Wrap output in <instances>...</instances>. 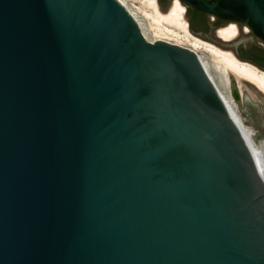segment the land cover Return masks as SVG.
<instances>
[{"label": "water", "instance_id": "water-1", "mask_svg": "<svg viewBox=\"0 0 264 264\" xmlns=\"http://www.w3.org/2000/svg\"><path fill=\"white\" fill-rule=\"evenodd\" d=\"M179 1L264 44V0ZM0 264H264V183L197 54L117 0H0Z\"/></svg>", "mask_w": 264, "mask_h": 264}, {"label": "bare ground", "instance_id": "bare-ground-1", "mask_svg": "<svg viewBox=\"0 0 264 264\" xmlns=\"http://www.w3.org/2000/svg\"><path fill=\"white\" fill-rule=\"evenodd\" d=\"M117 1L137 22L143 37L148 42H165L190 49L197 54L202 68L250 150L257 174L264 183V139L258 138V130L249 123V119L241 111L240 102H236L231 95V84L234 82L239 98L248 97L258 107L255 102H264V71L239 60L231 50L223 49L193 35L184 16L186 7L179 0L169 1L166 11L160 9L158 0H143L151 8L149 14H144L147 21L142 20L139 8L135 7L133 0ZM216 35L220 40H234L238 36L237 27L228 24L219 28ZM261 126L264 131V121Z\"/></svg>", "mask_w": 264, "mask_h": 264}, {"label": "flooded vegetation", "instance_id": "flooded-vegetation-1", "mask_svg": "<svg viewBox=\"0 0 264 264\" xmlns=\"http://www.w3.org/2000/svg\"><path fill=\"white\" fill-rule=\"evenodd\" d=\"M160 2L162 0H159ZM167 2L171 0H165ZM207 2H216L217 0H203ZM185 7L186 11L188 10V20L191 22V25L194 28L193 34L196 35L197 37L210 41L209 37H217L216 31L219 28L225 27L228 24H234L237 27L238 31V36L236 39L231 40L236 44V47H232V51L235 53V55L245 61L252 62L253 64L257 65L261 69H264V44L261 42L259 45L263 47V52H260L258 48L255 46V43L253 41L254 35L250 31L247 25H245L242 22L238 21H225L220 18H217L213 15L207 14V13H202L197 10H195L192 6L187 5L183 2H181ZM168 4V3H167ZM205 25H208L211 33L207 34L204 33L202 30V27ZM258 110L255 109H250V117L248 118L249 123L253 125V127H257L264 121V110H261L260 106L258 105ZM251 121V122H250ZM264 134V131H263ZM264 135H262L263 137ZM259 137V134H258Z\"/></svg>", "mask_w": 264, "mask_h": 264}, {"label": "rangeland", "instance_id": "rangeland-1", "mask_svg": "<svg viewBox=\"0 0 264 264\" xmlns=\"http://www.w3.org/2000/svg\"><path fill=\"white\" fill-rule=\"evenodd\" d=\"M132 3L135 5V7L139 8V15L141 16L142 20L147 21V18L144 16V14H145V13H148V14H149V13L151 12V8L149 7V5H148L145 1H143V0H133ZM158 3H159V7H160V9H161L162 11H166V9H167V5H168L167 3H169V2H167V1H165V0H162V1L160 2V1L158 0ZM184 16L186 17V19H187V21H188V23H189L187 11H185ZM189 30H190V28H189ZM202 30L204 31V33H207V34L211 33V30H210V28H209L208 25H205L204 27H202ZM191 33L193 34V32H191ZM193 35H194V34H193ZM253 41H254V43H255V46L258 48V50H259L260 52H263V47H261V46L259 45V43L261 44V41H259L256 37H254ZM235 86H236V85H235V83L233 82V83L231 84V95H232L233 90H237ZM257 94H258V93H257ZM258 96H259L260 98H262L261 95H258ZM232 97H233V95H232ZM255 103H257V104L260 106L261 110H263V108H264V102H262L263 104H262V103H259V101L255 102ZM255 128L258 130V133H259V137H258V138H262V139H264V136L262 137V135H264V134H263V132L261 131V127H260V125L257 126V127H255Z\"/></svg>", "mask_w": 264, "mask_h": 264}, {"label": "trees", "instance_id": "trees-1", "mask_svg": "<svg viewBox=\"0 0 264 264\" xmlns=\"http://www.w3.org/2000/svg\"><path fill=\"white\" fill-rule=\"evenodd\" d=\"M188 10H187V14H188ZM189 28H190V31L191 32H194V28H193V26L191 25V22H189ZM263 62H264V58H263Z\"/></svg>", "mask_w": 264, "mask_h": 264}]
</instances>
